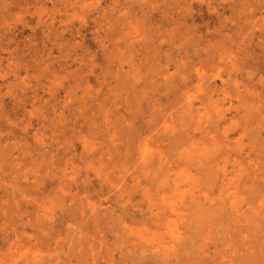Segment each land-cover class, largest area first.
I'll return each mask as SVG.
<instances>
[{
	"label": "rangeland",
	"instance_id": "1",
	"mask_svg": "<svg viewBox=\"0 0 264 264\" xmlns=\"http://www.w3.org/2000/svg\"><path fill=\"white\" fill-rule=\"evenodd\" d=\"M0 264H264V0H0Z\"/></svg>",
	"mask_w": 264,
	"mask_h": 264
},
{
	"label": "clouds",
	"instance_id": "2",
	"mask_svg": "<svg viewBox=\"0 0 264 264\" xmlns=\"http://www.w3.org/2000/svg\"><path fill=\"white\" fill-rule=\"evenodd\" d=\"M225 2H226V0H225ZM248 11H252V9H251V8H249V9H248Z\"/></svg>",
	"mask_w": 264,
	"mask_h": 264
},
{
	"label": "bare ground",
	"instance_id": "3",
	"mask_svg": "<svg viewBox=\"0 0 264 264\" xmlns=\"http://www.w3.org/2000/svg\"><path fill=\"white\" fill-rule=\"evenodd\" d=\"M196 198V197H195ZM165 216V215H164ZM83 254V253H82Z\"/></svg>",
	"mask_w": 264,
	"mask_h": 264
}]
</instances>
